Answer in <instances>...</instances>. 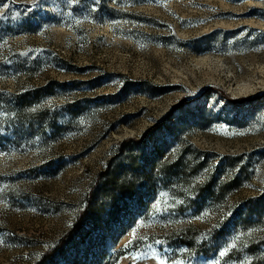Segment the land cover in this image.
Returning <instances> with one entry per match:
<instances>
[{
  "label": "rangeland",
  "instance_id": "1",
  "mask_svg": "<svg viewBox=\"0 0 264 264\" xmlns=\"http://www.w3.org/2000/svg\"><path fill=\"white\" fill-rule=\"evenodd\" d=\"M162 262L264 264V0H0V264Z\"/></svg>",
  "mask_w": 264,
  "mask_h": 264
},
{
  "label": "trees",
  "instance_id": "2",
  "mask_svg": "<svg viewBox=\"0 0 264 264\" xmlns=\"http://www.w3.org/2000/svg\"><path fill=\"white\" fill-rule=\"evenodd\" d=\"M160 125V124H159ZM153 126L150 130L146 131V133L144 134V136L142 137L143 140H141L140 142H145L149 136V134L155 132V130H157L160 126ZM131 140H135V138H131V139H126L125 141H131ZM124 141V142H125ZM136 141V140H135Z\"/></svg>",
  "mask_w": 264,
  "mask_h": 264
},
{
  "label": "snow or ice",
  "instance_id": "3",
  "mask_svg": "<svg viewBox=\"0 0 264 264\" xmlns=\"http://www.w3.org/2000/svg\"><path fill=\"white\" fill-rule=\"evenodd\" d=\"M133 236H135V232H133ZM237 239H239V237H237ZM227 250L228 249L226 248L223 252L220 253V255L223 256ZM162 264H166V262H162Z\"/></svg>",
  "mask_w": 264,
  "mask_h": 264
}]
</instances>
